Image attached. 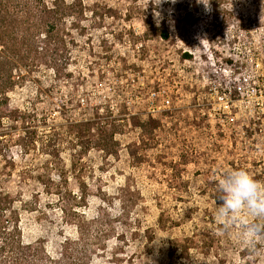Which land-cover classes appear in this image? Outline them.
Returning a JSON list of instances; mask_svg holds the SVG:
<instances>
[{
    "label": "rangeland",
    "instance_id": "rangeland-1",
    "mask_svg": "<svg viewBox=\"0 0 264 264\" xmlns=\"http://www.w3.org/2000/svg\"><path fill=\"white\" fill-rule=\"evenodd\" d=\"M2 53L0 264H264V0H0Z\"/></svg>",
    "mask_w": 264,
    "mask_h": 264
},
{
    "label": "clouds",
    "instance_id": "clouds-1",
    "mask_svg": "<svg viewBox=\"0 0 264 264\" xmlns=\"http://www.w3.org/2000/svg\"><path fill=\"white\" fill-rule=\"evenodd\" d=\"M215 194L220 201L215 208L217 222L226 232L240 225L244 242L254 252L255 236L264 232V224L246 221L264 220V184L245 169H224L215 180Z\"/></svg>",
    "mask_w": 264,
    "mask_h": 264
},
{
    "label": "trees",
    "instance_id": "trees-1",
    "mask_svg": "<svg viewBox=\"0 0 264 264\" xmlns=\"http://www.w3.org/2000/svg\"><path fill=\"white\" fill-rule=\"evenodd\" d=\"M163 36H164V38L165 39H168V33L167 32H165L164 34H163ZM13 61V60H12ZM8 64H11V59L9 58V57H7L4 53H2L1 55H0V75L2 76L3 74H2V72L4 73V71L6 70L5 69V66H9ZM5 69V70H4ZM5 86H1L0 85V93H1V95L3 96V97H5V90L7 89H9V88H11V87H13V85H14V80H13V78L11 77L10 79H9V82L7 83V84H4ZM1 96V97H2ZM0 97V99H2ZM4 100L3 101H0V107H2V105H6L5 103H2V102H4L5 100H6V98H3Z\"/></svg>",
    "mask_w": 264,
    "mask_h": 264
}]
</instances>
